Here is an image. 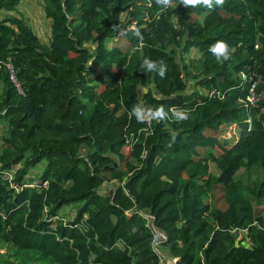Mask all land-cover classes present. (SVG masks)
<instances>
[{
  "label": "trees",
  "instance_id": "16d2710c",
  "mask_svg": "<svg viewBox=\"0 0 264 264\" xmlns=\"http://www.w3.org/2000/svg\"><path fill=\"white\" fill-rule=\"evenodd\" d=\"M19 1L0 0V264H158L140 212L176 264H264V0H43L46 45ZM42 162L46 189L1 179Z\"/></svg>",
  "mask_w": 264,
  "mask_h": 264
},
{
  "label": "rangeland",
  "instance_id": "374dc122",
  "mask_svg": "<svg viewBox=\"0 0 264 264\" xmlns=\"http://www.w3.org/2000/svg\"><path fill=\"white\" fill-rule=\"evenodd\" d=\"M17 11L21 15L22 18H24L27 22V24L32 28L34 33L38 36L39 40L43 44H48L49 41V22L44 17L43 13V0H20L19 4L17 6ZM9 14L2 13V16H8ZM107 45L111 48H120L121 50L125 51L128 47L129 43L123 39L119 38L116 41H107ZM193 61L196 59L195 56L192 57ZM190 88V87H189ZM197 91L203 93L204 91L201 90L199 87H197ZM0 130V135H1ZM240 128L237 125H232L230 127H223L219 130L218 133H214L209 131L207 135L212 136L220 140L221 142H227V145L232 144L233 142L237 141L240 136ZM213 153V156L218 157V155L221 153V150L218 148H215ZM123 152L126 154L128 153V149L124 148ZM204 149L199 150V159L204 158ZM45 162L40 163L37 165L34 169H31L29 171L30 177H40V173L45 168ZM209 170L212 174H217V170L214 166V164H209ZM238 178L243 176V178H247V173L244 169H241L238 174ZM249 182V180H248ZM213 198H214V204L215 206L220 210L226 209V204L222 200V193L220 189L216 188L214 190ZM263 207H255V213L258 214L262 211ZM76 210V207L74 206H68L63 207L60 211V215L63 216L64 220H71L73 217V212ZM242 238V234H237V239ZM8 248V245L3 244L0 242V256H4L6 254V250ZM15 250V249H13ZM5 260H9L7 257Z\"/></svg>",
  "mask_w": 264,
  "mask_h": 264
},
{
  "label": "built area",
  "instance_id": "2783aa9c",
  "mask_svg": "<svg viewBox=\"0 0 264 264\" xmlns=\"http://www.w3.org/2000/svg\"><path fill=\"white\" fill-rule=\"evenodd\" d=\"M246 101L251 104L252 106H254V104L257 102V98L253 95V93H251L250 97L246 99ZM143 117L145 118L146 121H150L152 119V117L148 116V115H143ZM0 168H1V163H0ZM16 171L12 170L8 173H4L2 174L1 179L8 185V187L12 190H14L15 192H19L24 188H29V189H33L36 191H41L43 189H46L48 187V182L47 181H41L39 179V177L34 178V177H30V181L28 182H21L22 185H19L18 183L14 182V173ZM26 179V178H25ZM131 214V211H127L125 212V215L129 216ZM139 215L143 218V220L145 221V227H147L152 235V251L155 253V255L158 257V264H176L177 259L167 256V253L164 251L162 244L166 241V237L164 236V234H162L160 231H158L157 228L154 227L153 225V217L151 216V214L145 213V212H140ZM242 234L243 232H239L238 234ZM237 240H242V238L240 237ZM249 241H242L241 245H245L249 247L248 244ZM169 258H171L172 262L169 261Z\"/></svg>",
  "mask_w": 264,
  "mask_h": 264
},
{
  "label": "clouds",
  "instance_id": "9594fccd",
  "mask_svg": "<svg viewBox=\"0 0 264 264\" xmlns=\"http://www.w3.org/2000/svg\"><path fill=\"white\" fill-rule=\"evenodd\" d=\"M184 3L186 5H192V6H195L198 4H204V5H208L209 8H211V6H212V0H184ZM215 3L217 5L223 6L225 3V0H215ZM226 47H227V44L225 42L218 41L214 47L211 46V50L218 53V54H222L225 52ZM226 59H227V57H226Z\"/></svg>",
  "mask_w": 264,
  "mask_h": 264
},
{
  "label": "water",
  "instance_id": "95a60500",
  "mask_svg": "<svg viewBox=\"0 0 264 264\" xmlns=\"http://www.w3.org/2000/svg\"><path fill=\"white\" fill-rule=\"evenodd\" d=\"M144 92L146 93L147 90H144ZM248 244H249V243H248ZM235 246H239V240H236V241H235ZM246 247H248V246H246ZM167 256H169V255H167ZM169 261L172 262L171 258H169Z\"/></svg>",
  "mask_w": 264,
  "mask_h": 264
}]
</instances>
